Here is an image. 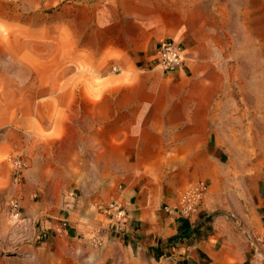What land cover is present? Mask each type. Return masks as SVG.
Wrapping results in <instances>:
<instances>
[{"label":"rangeland","instance_id":"rangeland-1","mask_svg":"<svg viewBox=\"0 0 264 264\" xmlns=\"http://www.w3.org/2000/svg\"><path fill=\"white\" fill-rule=\"evenodd\" d=\"M104 9L107 18L99 20ZM121 15L124 21L118 22ZM93 17L91 40L114 42L135 62H146L156 43L167 38L187 46L194 95L207 101L217 122L219 133L210 140L222 155L213 184L187 187V197L202 191L189 217L198 214L209 231L205 224L216 217L224 226L238 228L244 220L256 226L246 192L264 177V0H0V160L11 178L3 201L7 213L0 214V264H162L163 253L122 235L119 225L128 217L120 219L116 209L125 211L126 195L119 193L124 171L140 162L145 144L161 148L160 136L114 134V119L98 118L93 104L80 97L63 132L53 126L19 136L10 117L18 106V82L39 77L30 68L34 32H80L83 20ZM69 50L48 49L52 64L45 65L60 67L63 55L67 67L79 68L73 80L79 85L86 80L87 92L98 95L108 87L92 69L73 64ZM111 65L105 66L113 74ZM123 76L125 84L138 82L132 71ZM221 196L223 214L207 205L215 207ZM23 198L46 209L37 216L22 214ZM205 210L212 215L205 217ZM196 232L203 233L200 227ZM251 246L249 260L263 258L264 238Z\"/></svg>","mask_w":264,"mask_h":264},{"label":"crops","instance_id":"crops-1","mask_svg":"<svg viewBox=\"0 0 264 264\" xmlns=\"http://www.w3.org/2000/svg\"><path fill=\"white\" fill-rule=\"evenodd\" d=\"M106 14L102 10L99 20L105 21ZM94 19L83 20L80 32L73 29L34 32L32 41L28 42L34 46L30 68L39 77L18 82V106L10 115L16 120L19 136L51 130L53 126L57 133L63 132L79 97L93 104L98 118L114 119V134L160 136L157 140L162 143L161 148L153 151L145 144L140 162L131 163L124 171L125 181L119 193L126 195L124 208L128 218L126 224L119 225L122 235L156 254L163 253L162 264H263L264 254L263 258L249 260V253L251 244L264 238V177L252 191L246 192L256 226L246 220L238 228L224 226L216 217L213 223L205 224L212 227L209 231L198 214L188 218L182 214L187 187L199 181L213 184L218 175L217 166L222 163L219 148L210 140V136L219 133L217 122L208 113L207 101L194 95V83L189 76L193 59L187 56V46L167 38L184 46L187 59L178 74L169 76L152 63L151 56L160 41L146 62H135L136 58L116 43L91 40L90 22ZM117 21H124L122 15ZM66 46L70 48L68 54L76 58L73 64L81 63L92 69L101 80H108V87L107 84L102 87L98 95L87 92L90 86L86 80L81 85L73 80L79 68L67 67L68 59H61L63 55L58 54L60 67L45 65L52 62L50 56L46 60L48 49ZM37 48L46 51L37 53ZM107 63L112 64L113 74L108 71L111 67L107 70ZM45 70L50 71L46 76L42 73ZM129 71L138 77L134 85L125 84L123 74ZM2 152L0 145V155ZM10 183L9 168L0 160V214L7 213L3 201ZM224 198L216 200L215 207L211 203L207 205L217 212L223 211ZM22 203V214L37 216L46 209L37 207L30 198H23ZM220 203L223 207L217 206ZM205 215L209 217L212 212L205 210ZM197 227L202 234L196 232ZM174 240H178L175 246Z\"/></svg>","mask_w":264,"mask_h":264},{"label":"built area","instance_id":"built-area-1","mask_svg":"<svg viewBox=\"0 0 264 264\" xmlns=\"http://www.w3.org/2000/svg\"><path fill=\"white\" fill-rule=\"evenodd\" d=\"M152 63L158 67L163 74L169 76H175L178 74L186 64V54L185 48L182 44L177 43L173 40H161L156 49L154 54L151 56ZM202 191L192 190L193 194H188V197L182 203V214L184 217H189L190 214L194 211V203L193 201L196 199H200ZM15 213L20 215L18 205H15ZM117 214L120 219H125L126 213L125 211L120 210L119 207H116Z\"/></svg>","mask_w":264,"mask_h":264}]
</instances>
